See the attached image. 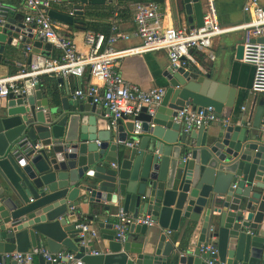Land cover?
I'll return each mask as SVG.
<instances>
[{"label": "water", "instance_id": "water-1", "mask_svg": "<svg viewBox=\"0 0 264 264\" xmlns=\"http://www.w3.org/2000/svg\"><path fill=\"white\" fill-rule=\"evenodd\" d=\"M103 2L77 0L67 5L70 16L50 8L48 17L70 25L81 5ZM180 5L189 28L199 27L202 1ZM22 20L21 13L0 7V62L10 57L4 45L23 49L31 42V54L50 50ZM240 57L238 45L234 59ZM161 77L164 95L152 116L141 108L134 118L140 135L129 148L123 143L131 122L109 126L99 106L68 98L66 89L45 93L25 80L23 93L0 98V264H14L5 254L43 248L50 255L71 252L84 264H206L208 258L212 264H264V138L258 129L264 94H252L251 123L230 122L213 134L184 132L172 121L176 111L211 107L220 117L232 108L234 89L178 63ZM117 209L149 216L158 231L129 225L126 240L118 242L107 222ZM180 221L192 248L183 253L163 233L176 232ZM90 222L104 249L95 256L88 255L86 234L75 228ZM208 242L215 253L199 254L198 246ZM37 264L56 263L38 255Z\"/></svg>", "mask_w": 264, "mask_h": 264}, {"label": "built area", "instance_id": "built-area-1", "mask_svg": "<svg viewBox=\"0 0 264 264\" xmlns=\"http://www.w3.org/2000/svg\"><path fill=\"white\" fill-rule=\"evenodd\" d=\"M23 15L22 23L30 29L34 39L41 40L59 52L54 59L46 58L40 54H34L27 65H18V69L9 76L0 77V98L7 97L10 93L21 94L24 92L23 83L29 80L30 87L38 84L40 77L44 75L69 78L77 80L87 72L93 83L83 88L73 89V99H89L92 105L99 106L103 112V118L108 125L114 127L118 121H129L132 123V131L128 140L123 145L131 147L136 143L140 135V122L134 120L141 108H145L146 114L152 116L159 105L165 89L154 87L142 91L137 86L126 82L115 70L116 62L125 57L140 56L146 53L163 51L169 66L178 63L181 68H195L200 72L195 55L204 56L212 61L210 52L212 39L231 32L240 31L241 57L240 63L252 67V78L249 91L264 94V8L259 0H244L241 10L248 16L245 22L231 27H220L217 21L215 0H201L203 9L201 24L199 27L172 26L163 27V15L159 5L154 2L138 3L132 11V22L134 25L132 37L139 40V44L122 50H115L113 45L117 41H125L128 34L118 31L113 19L109 35L85 31L82 42L87 50L78 52L75 44L68 37L57 32L58 22L48 17L50 9L49 0H18ZM1 7V6H0ZM258 39H263L262 42ZM25 52H30V47H25ZM201 73V72H200ZM175 124H179L184 132L198 130L214 122L221 121L222 126L227 121L219 120L211 107L192 109L184 106L175 112L172 118ZM259 131L264 138V121L259 125ZM37 145L34 146V148ZM111 168L114 165L111 164ZM113 230L118 242L126 240L129 225H143L150 227L154 225L147 215L133 216L117 209L115 212ZM81 234L95 237L94 230H87V224L82 223L75 226ZM166 234H169L166 231ZM198 252L201 255H213L210 243L200 244ZM100 253L91 251L88 255ZM40 255L45 261L56 264H84L71 252H57L48 254L44 249H32L25 253L12 252L5 254V258L14 264H30L33 256ZM210 258L205 260L206 264H212Z\"/></svg>", "mask_w": 264, "mask_h": 264}, {"label": "crops", "instance_id": "crops-1", "mask_svg": "<svg viewBox=\"0 0 264 264\" xmlns=\"http://www.w3.org/2000/svg\"><path fill=\"white\" fill-rule=\"evenodd\" d=\"M155 1L156 0H104L102 4L98 5L91 6L84 4L81 5V15L72 16L70 25L58 22L57 32L71 39L77 51L84 53L87 48L82 42L83 33L85 31H91L93 33H101L106 37L110 33L109 28L114 19L118 31L128 34L129 38L125 41L115 42L113 48L115 50H122L136 46L139 44V40L131 36L134 30L132 11L135 4L147 2H154L159 5L163 15V27L189 28V25L186 23V17L180 9V0ZM243 2L244 0H215L217 21L220 27H231L245 22L248 19V16L241 10ZM259 3L264 8V0H259ZM68 4H77V0H67V3L62 4L51 3L50 8L57 10L64 9V13L70 16L72 10L67 8ZM0 6L5 7V9L13 14H22L18 0H0ZM241 36L242 33L240 31H235L212 39L210 45V52L213 55L212 61L207 60L204 56L195 55L202 74L209 73L214 81L234 89L232 108H223L219 117V120H225L227 124L230 122L238 124L240 120L245 121L246 119H249L251 123L256 107L250 108L252 93L249 91V87L252 78V67L234 59V50L240 44ZM21 41H23V38L19 37L16 43L19 44ZM30 43L31 42L24 45L23 49L4 45V51H7L10 57L8 59L2 58L0 62V77L12 75V73L18 69V65H27L28 59L32 58L34 55L30 52H25L26 46L31 49ZM38 53L49 59H54L59 56V52L53 48L45 52L41 47ZM166 66H168V62L165 53L163 51H157L140 56L125 57L116 62L115 70L126 82L137 86L142 91H147L154 87L164 88L165 82L161 77V72ZM58 79H60V82L57 81ZM40 82V87L43 92L48 93L49 91H53L61 95H63L64 89L71 92L73 89L83 88L89 83H93L86 71H84L82 77L77 80L44 75L40 77ZM68 98L73 99L72 97ZM83 101L85 102L84 99ZM262 119H264V115L260 118V121ZM126 123L127 121L121 122V124ZM221 126V121H217L209 124L205 130L208 134H213L221 128ZM89 211L90 207L87 208V213H89ZM74 212L78 213L79 211L76 209ZM115 212L114 210L111 213L112 216L107 217V222H115ZM79 215L82 218L80 213ZM146 228L149 234L158 231L155 223ZM87 230H94L96 232L95 237L86 234L88 252L95 251L104 253L102 239L98 235L95 223H87ZM180 230L181 221L177 226L176 232H169V234H166V231H164L163 233L166 234V240L172 242L173 248H175L176 251H182V253L186 250L190 251L192 248L187 245L189 234L182 235L180 234ZM43 249L45 250V248ZM31 263L37 264V256L32 257Z\"/></svg>", "mask_w": 264, "mask_h": 264}, {"label": "trees", "instance_id": "trees-1", "mask_svg": "<svg viewBox=\"0 0 264 264\" xmlns=\"http://www.w3.org/2000/svg\"><path fill=\"white\" fill-rule=\"evenodd\" d=\"M157 1H158V0H156L155 2H157ZM160 1H161V0H160ZM158 2H159V1H158ZM74 23H77V22H74ZM14 72H15V71H14ZM14 72H13V73H14ZM13 73H12V74H13ZM40 83H41V82L39 81L38 85H40ZM40 86H41V85H40Z\"/></svg>", "mask_w": 264, "mask_h": 264}]
</instances>
